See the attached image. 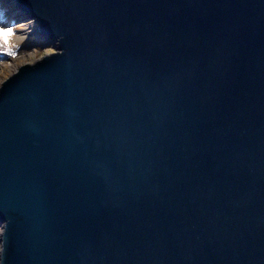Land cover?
I'll list each match as a JSON object with an SVG mask.
<instances>
[{"label": "water", "instance_id": "1", "mask_svg": "<svg viewBox=\"0 0 264 264\" xmlns=\"http://www.w3.org/2000/svg\"><path fill=\"white\" fill-rule=\"evenodd\" d=\"M14 1L0 264H264V0Z\"/></svg>", "mask_w": 264, "mask_h": 264}, {"label": "rangeland", "instance_id": "2", "mask_svg": "<svg viewBox=\"0 0 264 264\" xmlns=\"http://www.w3.org/2000/svg\"><path fill=\"white\" fill-rule=\"evenodd\" d=\"M0 11V16L8 19L13 14L11 23L0 17V26L12 27L15 33L7 45L0 44L1 87L19 68L41 61L57 51L54 45H45L40 36L30 35L25 31L28 24H33L36 30L39 23H36V20H28L14 0H4L0 4Z\"/></svg>", "mask_w": 264, "mask_h": 264}, {"label": "snow or ice", "instance_id": "3", "mask_svg": "<svg viewBox=\"0 0 264 264\" xmlns=\"http://www.w3.org/2000/svg\"><path fill=\"white\" fill-rule=\"evenodd\" d=\"M3 2L4 0H0V4ZM14 34V29L12 27L0 26V44L7 45Z\"/></svg>", "mask_w": 264, "mask_h": 264}, {"label": "bare ground", "instance_id": "4", "mask_svg": "<svg viewBox=\"0 0 264 264\" xmlns=\"http://www.w3.org/2000/svg\"><path fill=\"white\" fill-rule=\"evenodd\" d=\"M0 14H1V11H0ZM12 15H13V14L10 15L9 19H8V18L1 17V16H0V17H1V19L4 18V19L6 20V22L9 21V22L11 23V22H12V18H13ZM4 19H3V20H4ZM15 21H16V20H15ZM36 23H39V22L36 21ZM39 30H40V24L37 26V29H36V30H35V26H34L33 24H31V25L28 24V26H26V29H25V31H26L28 34H30V35H34V36H35V35L39 36Z\"/></svg>", "mask_w": 264, "mask_h": 264}]
</instances>
